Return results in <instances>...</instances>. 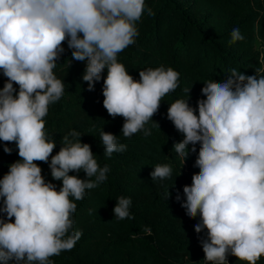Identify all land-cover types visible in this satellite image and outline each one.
Listing matches in <instances>:
<instances>
[{
    "label": "clouds",
    "instance_id": "1",
    "mask_svg": "<svg viewBox=\"0 0 264 264\" xmlns=\"http://www.w3.org/2000/svg\"><path fill=\"white\" fill-rule=\"evenodd\" d=\"M145 12L155 15L145 0H0V70L7 78L0 89V141L14 142L21 158L0 179V264H53L51 257L72 250L82 236L74 229L73 200H83L110 171L75 130L52 155L56 142L44 118L64 95V83L53 70L65 42L75 61L86 62L82 79L88 91L103 80V107L113 119H124L126 139L140 132L150 136L145 125L162 98L179 87L180 73L171 67H148L135 80L118 62V54L136 43L137 22ZM243 39L234 28L229 43ZM259 65L254 75L231 69L224 81L206 82L198 115L188 99H176L167 110L183 136L173 146L183 161L199 144L193 165L199 172L183 187L181 207L190 219L200 217L196 233L207 230L200 241L203 264H228L229 255L257 264L264 256V53ZM100 138L106 157L126 150L110 132L101 131ZM4 152L12 149L5 146ZM49 158L53 180L62 181L58 191L35 163ZM80 171L86 179L69 175ZM172 171L157 164L150 175L163 181ZM131 204L130 197H119L114 218H133Z\"/></svg>",
    "mask_w": 264,
    "mask_h": 264
},
{
    "label": "trees",
    "instance_id": "2",
    "mask_svg": "<svg viewBox=\"0 0 264 264\" xmlns=\"http://www.w3.org/2000/svg\"><path fill=\"white\" fill-rule=\"evenodd\" d=\"M145 4L155 15L145 12L137 22L136 43L118 54V62L135 80H139V71L148 67L163 65L180 73L179 87L162 98L158 112L145 125L151 129L150 136L143 132L130 139L123 136L124 119H113L103 107V80L88 91L82 79L86 62L75 61L66 42L53 70L64 83V95L49 106L44 118L45 130L56 142L52 155L59 152L62 138L75 130L81 134V142L91 146L98 164L110 169L107 179L86 190L83 200H73L77 204L72 216L74 229L82 236L72 250L51 257L53 264H203L200 241L206 238L207 230L196 233L194 226L200 217L190 219L181 207L183 187L190 186L193 174L199 172L193 166L199 144L197 152H190L183 161L173 148L183 136L167 119V110L176 99H188L198 115L197 101L206 98L201 93L206 82L224 81L231 69L255 74L264 53V0H145ZM234 28H239L244 39L230 44ZM103 76H107V69ZM6 80L0 70V89ZM14 88L18 92V85ZM101 131L116 135L126 150L106 157ZM5 146L12 149L11 154L4 152ZM20 159L14 142L0 141V179ZM50 159L35 163L41 167L45 182L55 184L58 191L62 181L53 180ZM157 164L170 165L172 178L153 181L150 173ZM69 175L86 179L83 171ZM121 196L131 198L133 218L117 221L113 208ZM146 235L153 236V243L142 239ZM227 259L228 264H247L235 256ZM257 264H264V256Z\"/></svg>",
    "mask_w": 264,
    "mask_h": 264
},
{
    "label": "water",
    "instance_id": "3",
    "mask_svg": "<svg viewBox=\"0 0 264 264\" xmlns=\"http://www.w3.org/2000/svg\"><path fill=\"white\" fill-rule=\"evenodd\" d=\"M142 239L149 242V243H153V236L152 235L143 236Z\"/></svg>",
    "mask_w": 264,
    "mask_h": 264
},
{
    "label": "rangeland",
    "instance_id": "4",
    "mask_svg": "<svg viewBox=\"0 0 264 264\" xmlns=\"http://www.w3.org/2000/svg\"><path fill=\"white\" fill-rule=\"evenodd\" d=\"M258 44V43H257Z\"/></svg>",
    "mask_w": 264,
    "mask_h": 264
}]
</instances>
